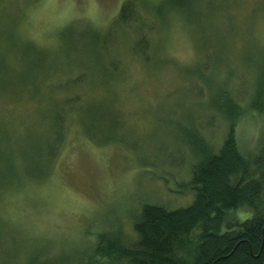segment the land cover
I'll return each mask as SVG.
<instances>
[{
	"label": "rangeland",
	"instance_id": "374dc122",
	"mask_svg": "<svg viewBox=\"0 0 264 264\" xmlns=\"http://www.w3.org/2000/svg\"><path fill=\"white\" fill-rule=\"evenodd\" d=\"M131 1L121 22L125 0H0V264H129L97 236L130 247L144 203L191 202V144L226 131L219 91L241 101V150L264 137L246 104L264 0Z\"/></svg>",
	"mask_w": 264,
	"mask_h": 264
},
{
	"label": "trees",
	"instance_id": "16d2710c",
	"mask_svg": "<svg viewBox=\"0 0 264 264\" xmlns=\"http://www.w3.org/2000/svg\"><path fill=\"white\" fill-rule=\"evenodd\" d=\"M134 13L133 2L125 0L118 20L134 18ZM251 90L246 104L262 109L264 76ZM212 99L226 131L215 150L203 142L191 144L197 157L187 183L194 191L191 202L174 209L144 203L133 224V244L123 247L100 234L96 254H113L129 264H264V137L253 154L242 151L234 128L241 101L226 90ZM242 206L252 214L243 220L229 216Z\"/></svg>",
	"mask_w": 264,
	"mask_h": 264
}]
</instances>
